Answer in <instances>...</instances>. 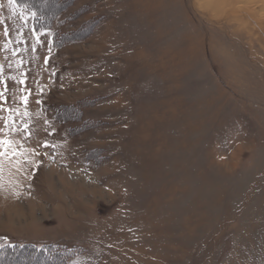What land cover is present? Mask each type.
I'll return each mask as SVG.
<instances>
[{
  "label": "rangeland",
  "instance_id": "obj_1",
  "mask_svg": "<svg viewBox=\"0 0 264 264\" xmlns=\"http://www.w3.org/2000/svg\"><path fill=\"white\" fill-rule=\"evenodd\" d=\"M0 264H264V0H0Z\"/></svg>",
  "mask_w": 264,
  "mask_h": 264
},
{
  "label": "snow or ice",
  "instance_id": "obj_2",
  "mask_svg": "<svg viewBox=\"0 0 264 264\" xmlns=\"http://www.w3.org/2000/svg\"><path fill=\"white\" fill-rule=\"evenodd\" d=\"M10 3H15V0H10ZM4 247L3 243H0V248Z\"/></svg>",
  "mask_w": 264,
  "mask_h": 264
}]
</instances>
